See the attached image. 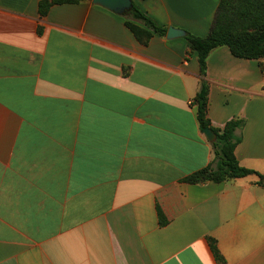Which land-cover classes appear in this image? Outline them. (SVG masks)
Listing matches in <instances>:
<instances>
[{"label": "crops", "instance_id": "crops-1", "mask_svg": "<svg viewBox=\"0 0 264 264\" xmlns=\"http://www.w3.org/2000/svg\"><path fill=\"white\" fill-rule=\"evenodd\" d=\"M39 1L0 0V264H264L258 176L183 181L215 158L185 36L143 45L92 0ZM219 1L133 3L207 36ZM263 64L221 46L205 76L212 126L243 119L235 155L261 175Z\"/></svg>", "mask_w": 264, "mask_h": 264}, {"label": "trees", "instance_id": "trees-1", "mask_svg": "<svg viewBox=\"0 0 264 264\" xmlns=\"http://www.w3.org/2000/svg\"><path fill=\"white\" fill-rule=\"evenodd\" d=\"M80 1L83 0H40L39 13L45 16L54 5L75 4ZM124 16L126 26L143 45H148L154 34H167L169 26L159 24L135 3ZM185 38L190 52L198 56L202 76L200 90L194 99L199 125L201 129H212L216 139L212 142L215 154L213 163L188 175L183 181L190 184L220 183L254 174L259 178L258 183L264 185V175L241 166L235 155V149L242 138L239 131L244 126V120L231 119L223 128L212 126L208 117L209 86L205 79L207 58L218 47L227 46L239 58L264 59V0H220L209 34L197 36L186 31ZM158 215L161 224H165L160 207ZM210 245L216 259L221 261L215 241L211 239Z\"/></svg>", "mask_w": 264, "mask_h": 264}, {"label": "water", "instance_id": "water-1", "mask_svg": "<svg viewBox=\"0 0 264 264\" xmlns=\"http://www.w3.org/2000/svg\"><path fill=\"white\" fill-rule=\"evenodd\" d=\"M92 2L96 5L110 9L118 14H125L126 12L131 10L133 6V0H92ZM185 35L186 31H184L183 29L170 26L167 30L166 37L168 39H173ZM203 133L210 142H213L216 139L215 132H213V130L210 128L203 129Z\"/></svg>", "mask_w": 264, "mask_h": 264}]
</instances>
